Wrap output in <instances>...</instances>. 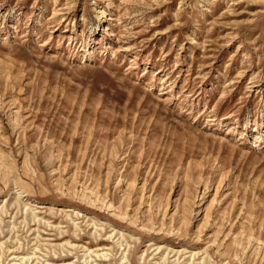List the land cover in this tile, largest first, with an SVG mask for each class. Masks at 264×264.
Returning <instances> with one entry per match:
<instances>
[{"label": "rangeland", "instance_id": "rangeland-1", "mask_svg": "<svg viewBox=\"0 0 264 264\" xmlns=\"http://www.w3.org/2000/svg\"><path fill=\"white\" fill-rule=\"evenodd\" d=\"M0 264H264V0H0Z\"/></svg>", "mask_w": 264, "mask_h": 264}]
</instances>
